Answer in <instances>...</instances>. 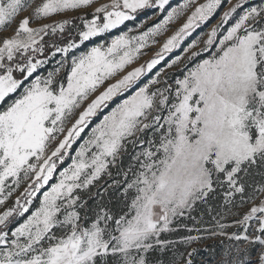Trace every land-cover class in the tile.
<instances>
[{
  "label": "snow or ice",
  "instance_id": "6c2138e0",
  "mask_svg": "<svg viewBox=\"0 0 264 264\" xmlns=\"http://www.w3.org/2000/svg\"><path fill=\"white\" fill-rule=\"evenodd\" d=\"M92 2L43 0L33 18ZM169 3L111 0L97 7L91 19L79 17L82 28L68 19L30 27L26 17L15 34L0 43V102L19 92L0 110V206L27 184L0 212V264H152L150 254L157 251H172L170 264H192L184 257H191L195 248L187 249L204 239L193 231L230 242L225 254L233 259L222 264H245L253 247L255 264H264V199L256 203L264 197V0L238 15L246 0H227L207 33L89 130L109 102L152 73L225 0H183L147 30L138 31L143 26L139 24L136 34L128 29L79 55L73 50L143 10L163 13ZM26 6L25 0H0V26ZM189 9L184 23L151 59L120 76ZM69 24L73 27L66 28ZM49 33L61 35L65 46L46 41ZM49 49H54L51 59L57 54L61 58L42 72L50 58L35 59V54ZM202 54L207 55L200 58ZM178 65L183 67L182 76L172 79L169 72ZM81 137L72 154L70 149ZM66 158L70 163L58 170ZM112 168L124 179L113 180L104 191L123 186L127 211L114 213L103 203L90 209L82 194L98 186L105 175L111 176ZM257 169L262 179L249 184L247 177ZM217 188L224 189V205L210 227H173ZM246 204L251 205L247 212L233 211ZM226 218L232 223L222 222ZM179 228L189 234L179 241L162 238ZM181 244L183 253L178 252Z\"/></svg>",
  "mask_w": 264,
  "mask_h": 264
},
{
  "label": "rangeland",
  "instance_id": "374dc122",
  "mask_svg": "<svg viewBox=\"0 0 264 264\" xmlns=\"http://www.w3.org/2000/svg\"><path fill=\"white\" fill-rule=\"evenodd\" d=\"M43 0H25L26 6L24 10L20 11L15 18H13L10 22H6L3 26H0V43H2L4 38H10L15 34L16 29L18 28V25L21 20L24 18H29L30 20V27H40L44 24H54L57 22H61L65 19H68L70 21H74L76 25H79L81 28L83 27L79 17L84 16L87 19L92 18V14L95 12V9L97 7H100L101 5L110 4L111 0H93V2L81 9L76 10H70L66 13H58L54 14L51 17H45L40 20H35L33 18L34 9L37 7L40 3H42ZM183 0H170L169 5H166V10L163 13L156 14L158 10L156 9H146L141 12H139L135 18L131 21L125 22V24L119 26L117 29L112 30L109 33L101 34L99 37L92 38L90 41L84 42L79 49V51H76L75 49L73 52L77 55H79L80 52H83L87 48H90L96 44L101 43L102 41H108L111 37H114L121 32L128 31V29H133V34H136V25L142 24L143 26L138 31H144L147 30V28L152 27L154 24L158 23L160 20L163 19V16L167 14V10H170L172 7L177 6L179 3H182ZM198 2H203V0H198ZM233 3L236 2V0H232ZM260 3V0H246V3L242 6L241 9L238 10L237 15L239 12L243 11L244 8L249 6H254ZM227 7V0H225V4L217 11V13L214 14L213 17H211L208 21H206L203 25H201L199 28H197L191 36L187 37L181 44V47L174 50L172 53H170L164 61L161 62L160 65L157 66V68L152 72L147 74L145 77H143L140 81L137 82V84L129 89L127 92L122 93L115 97L111 102H109L108 106L104 108L96 117L92 119L89 125V130L92 126H94L96 123L99 122V120L105 115L108 111H110L113 107L116 106V104L120 103L122 100L126 99L128 96L132 95V93L136 90L137 87L142 85L146 80L154 74L155 71H158L160 68H163L165 64L170 62L172 59H174L176 56L181 55L183 53V49L187 47L188 44H190L193 40H195L197 37H200L202 34L207 33L208 30L216 24L217 20L219 19L221 13L225 10ZM192 9H189L188 12L185 13L184 16L180 17L175 23L168 26V31L163 33L161 36L156 37L157 43L155 45H151L150 47L143 50L145 54L141 55L140 58L135 61L132 65L128 66L124 72L120 73V76L124 75L127 71L132 70V68L137 67L149 59L152 58L153 54L158 51L161 44L168 38V36L172 35L173 32L176 31L186 20L187 15L190 14ZM101 19L103 14H100ZM150 18V19H149ZM73 25L69 24L66 26V28H72ZM206 38V37H204ZM46 41H55L56 44L63 47L65 46L64 39L61 35H53L49 33L48 36L45 37ZM54 49H49L45 53H37L35 54V59H42L44 56H48L49 63L42 67L41 71L46 72L47 70L51 69L56 60H59L61 57L59 54L56 55L55 59H51V51ZM207 54H202L200 58H203ZM195 62V61H194ZM193 62V63H194ZM189 67L192 66V63H189ZM183 73V67L182 65H178L177 67L170 70L169 74L171 75L172 79H175L177 77H181ZM114 79H119V76L115 77ZM113 80L107 81L103 87L107 86V83L114 82ZM103 87L99 89V91L103 90ZM22 91V89L20 90ZM98 94V92L96 93ZM94 94V95H96ZM19 95V92L15 94H10L9 97L6 98L5 101L0 102V110H3L7 107L9 103H11L16 96ZM94 98V96H93ZM91 99V98H90ZM82 110V109H81ZM78 115V113H77ZM76 116L72 117V120L74 121ZM71 122H69L70 126ZM87 131L83 134V136L87 135ZM82 140L81 138H78L77 143L73 145V148L70 149V152L72 154L75 153V149L78 147L79 142ZM58 143V141L56 142ZM55 147V144L52 146ZM70 163V160L66 158V161L64 164L58 166V170L60 168L66 167L67 164ZM129 163V157L125 156L123 158L122 166L126 168ZM117 168H112L111 176L105 175L101 181L99 182V185L96 187H93L90 192H84L83 198L87 202L88 207L90 209H94L96 205L103 203V205L109 207L114 213H121L123 211H127L125 207V195L123 192V186L119 188H110L108 191H104L105 188H107L108 185H111L113 183V180H123L124 176L122 174L117 175ZM261 170L257 169L254 170L252 175L247 177V181L249 184H253L255 181H260L262 179L261 176ZM58 174V173H57ZM55 182V181H52ZM27 184H23L13 195L8 199V201L5 202V205L0 206V212L4 211L5 208L10 207L17 196L20 195V193L23 191L24 187H26ZM252 189L249 188L248 191L250 192ZM223 191L224 189L217 188L215 192L211 193L207 199V202H200L198 201L194 208L186 214L184 217L178 218L174 224L173 227H177L179 224H185L188 226V228H201V227H210V222L212 221V217L216 215L217 212L222 211V206L224 205V197H223ZM97 193H103V195H97ZM237 202H239V197L237 196ZM259 199H264V197H258L256 203H259ZM39 204V200H35L34 204L32 205V210L35 209ZM251 205H244L239 209H233L234 212L237 213V215L243 214L247 212L248 208ZM211 209V211H210ZM27 215V214H26ZM25 217H20L17 220H15L11 225H9V230L11 228L15 227L17 224L21 223ZM203 222V223H202ZM224 223H232V218H226ZM231 231V230H230ZM188 231L185 228H179L177 232L173 233H165L162 235V238L165 239H171L179 241L181 236L188 235ZM192 235H201L204 237L203 240L197 242L196 244L188 247V251H192V248H195V251L193 252L191 257H187L185 254V259H191L192 264H222V262H228L231 259H233V256L231 254L226 255V249L228 248L229 241L225 240L224 238H210L207 237V235L203 232H196L193 231L191 233ZM179 253L185 252V246L180 245L178 249ZM257 254V247H253L249 251V258L245 261V264H255ZM150 259L152 261V264H170L171 260L173 259V252L169 251L167 253H161V252H153L150 254Z\"/></svg>",
  "mask_w": 264,
  "mask_h": 264
}]
</instances>
